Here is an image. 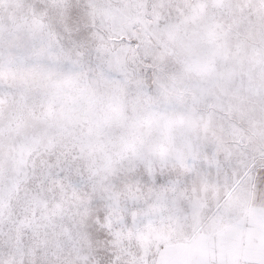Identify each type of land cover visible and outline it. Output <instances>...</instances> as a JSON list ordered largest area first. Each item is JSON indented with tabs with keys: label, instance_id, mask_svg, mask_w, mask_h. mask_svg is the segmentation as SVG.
Masks as SVG:
<instances>
[{
	"label": "snow or ice",
	"instance_id": "6c2138e0",
	"mask_svg": "<svg viewBox=\"0 0 264 264\" xmlns=\"http://www.w3.org/2000/svg\"><path fill=\"white\" fill-rule=\"evenodd\" d=\"M0 264H264V0H0Z\"/></svg>",
	"mask_w": 264,
	"mask_h": 264
}]
</instances>
